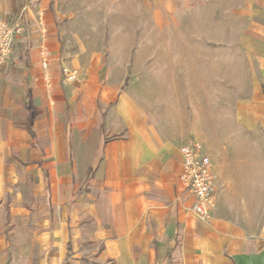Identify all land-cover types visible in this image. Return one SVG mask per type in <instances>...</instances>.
<instances>
[{
	"label": "crops",
	"instance_id": "crops-1",
	"mask_svg": "<svg viewBox=\"0 0 264 264\" xmlns=\"http://www.w3.org/2000/svg\"><path fill=\"white\" fill-rule=\"evenodd\" d=\"M31 1L34 10L25 2L21 7L27 10L28 21L24 19V23L30 32L16 36L14 54L6 64L16 60L23 44L33 63L38 53L40 65L41 45L52 54L58 49L65 27L61 10L49 6L58 0ZM135 1L147 2L146 40L137 42L131 36L127 41H118L123 51L154 48L152 40L151 45L148 43L153 33L154 0ZM17 8L13 0H0L2 14H16L21 10L16 12ZM237 12L245 19L241 50L249 60L247 65H251L252 91L236 111L232 107L219 113L210 107L212 104L204 111L199 107L198 100L211 103L215 96L228 98V89L233 88L228 74L220 76L225 83L221 85L225 92L222 95L217 94V79L212 74L186 80L189 85L183 87L172 79L160 86L155 76L146 73L144 86L132 79L123 88L128 63L124 57L105 79L89 76L75 119L80 132L73 133L67 124L63 140L55 135V153L66 157L73 169L63 187L47 188V198L50 196L59 208L52 221L48 220L54 230L49 237H42L46 249L41 264H64L63 259L74 251V241L83 242L85 238L99 241V257L113 264H264V203L259 204L262 213L250 227L226 212L220 199L224 193L220 191V201L203 219L192 210L193 199L179 179L181 145L198 140L204 146L202 151L212 152L205 139L197 137V131L234 123L242 129L264 127V0H244ZM176 16L185 18L181 12ZM162 18L169 22L170 15L163 14ZM254 40L258 43L250 42ZM130 55V65H138ZM55 67L52 63L54 81ZM120 71L125 72L123 78ZM46 87L40 99L32 83L25 85L26 131L35 145L38 104H51L52 109L60 106L56 86ZM70 97L66 93L65 98ZM186 98L194 99L192 110L187 108ZM222 115L227 120H219ZM220 167L215 161L216 176L220 175ZM218 181L219 177L215 186ZM83 182L85 186H81ZM6 257L0 252V264Z\"/></svg>",
	"mask_w": 264,
	"mask_h": 264
},
{
	"label": "rangeland",
	"instance_id": "rangeland-1",
	"mask_svg": "<svg viewBox=\"0 0 264 264\" xmlns=\"http://www.w3.org/2000/svg\"><path fill=\"white\" fill-rule=\"evenodd\" d=\"M13 1L18 6L16 12L24 2L34 10L35 3L31 0ZM146 4L135 0H58L49 6L61 10L65 29L56 53L49 54L48 82L38 53L33 63L24 44L16 60L0 68V252L7 255L4 264H41L44 260L46 247L42 237H49L54 230L48 220L52 221L59 208L50 196L47 198V188L49 191L63 187L64 179L70 178L73 169L66 157L55 153V135L63 140L67 124L73 133L80 132L75 119L89 76L105 79L124 57L128 63L123 88L132 79L144 86L146 73L155 76L160 86L172 79L183 87L189 85L186 80L212 74L217 79V94L222 95L225 92L221 85L225 83L220 76L228 74L233 84L232 91L228 89V98L215 96L211 103L198 100L203 111L212 104L210 107L219 113L232 107L236 111L251 94V65H247L248 59L241 50L245 19L237 15L244 0H154L153 33L148 42L151 45L152 40L154 48L123 51L118 41H127L131 36L137 42L146 40ZM180 12L185 18L176 16ZM26 13L24 10L23 18L27 20ZM163 14L170 15L169 22L164 21ZM29 32L27 27L23 36ZM131 53L138 65H130ZM52 63L56 66L55 81ZM65 68L72 72L71 79H66ZM125 72L120 71L121 78ZM27 82L32 83L40 99L48 84L50 88L56 86L60 97L58 108L38 104L36 145L26 131L27 111L23 101ZM66 93L73 97L67 100ZM186 102L189 110L195 107L194 99L186 98ZM220 119L227 120L225 115L219 116ZM197 132V137L205 139L212 150L211 154L202 151L209 156L212 166L215 161L222 165L219 176L213 168L215 182L219 177L214 206L222 199L227 213L252 227L262 213L258 206L264 203V127L242 129L234 123L226 128H202ZM195 141L203 149L202 142ZM220 191L224 195L219 199ZM100 245L91 238L74 241V251L63 263L113 264L99 257Z\"/></svg>",
	"mask_w": 264,
	"mask_h": 264
},
{
	"label": "built area",
	"instance_id": "built-area-1",
	"mask_svg": "<svg viewBox=\"0 0 264 264\" xmlns=\"http://www.w3.org/2000/svg\"><path fill=\"white\" fill-rule=\"evenodd\" d=\"M41 24V23H40ZM42 25V24H41ZM23 8L16 14L0 13V68L13 56L15 51V38L26 33ZM41 31L45 29L41 27ZM41 66L47 78L49 50L43 44L40 48ZM66 79H71L73 74L64 69ZM181 172L179 175L181 186L192 197V210L200 218H207L214 207L215 199V174L212 162L208 155L202 152L201 145L195 141L180 146Z\"/></svg>",
	"mask_w": 264,
	"mask_h": 264
},
{
	"label": "trees",
	"instance_id": "trees-1",
	"mask_svg": "<svg viewBox=\"0 0 264 264\" xmlns=\"http://www.w3.org/2000/svg\"><path fill=\"white\" fill-rule=\"evenodd\" d=\"M29 131L31 132V134H32V131L29 129ZM67 249L69 250L70 249V244L68 243L67 244Z\"/></svg>",
	"mask_w": 264,
	"mask_h": 264
}]
</instances>
